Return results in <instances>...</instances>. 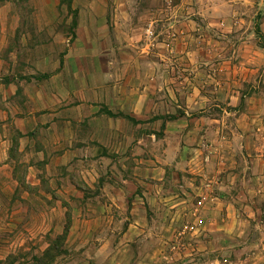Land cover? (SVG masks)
Returning <instances> with one entry per match:
<instances>
[{
  "label": "rangeland",
  "instance_id": "rangeland-1",
  "mask_svg": "<svg viewBox=\"0 0 264 264\" xmlns=\"http://www.w3.org/2000/svg\"><path fill=\"white\" fill-rule=\"evenodd\" d=\"M69 1L0 0V264H91L69 228L86 211L125 210L121 199L86 201L103 182L168 172L181 157L223 165L241 141L236 118L264 114V0ZM204 116L223 121L219 149L201 141L219 126ZM185 174V207L149 245L130 237L132 264H238L263 252L232 247L242 238L209 214L214 174ZM203 194L211 199L191 218ZM188 219L201 223L178 257L170 244Z\"/></svg>",
  "mask_w": 264,
  "mask_h": 264
},
{
  "label": "crops",
  "instance_id": "crops-1",
  "mask_svg": "<svg viewBox=\"0 0 264 264\" xmlns=\"http://www.w3.org/2000/svg\"><path fill=\"white\" fill-rule=\"evenodd\" d=\"M179 5L184 7L183 4ZM174 8L178 7L175 5ZM48 93L56 97L55 91L49 90ZM59 112V117H62L63 110ZM240 115L235 120L236 125L233 130L239 134L241 141L235 144L227 141L233 145L228 150L232 158L230 162H220L223 165L218 164L211 169H204L201 166L195 167L183 163L181 157L180 160L170 163L171 168L169 167L168 172L163 166L144 167L138 169L139 172L135 173L132 180L121 179L122 183L117 180L103 182L101 192L91 193L86 201L97 200L107 204L121 199L125 210L117 214L109 210L94 213L86 211L76 215L78 219L70 226L69 232L79 235V240L72 241L71 247L86 251L88 258H92L87 260L91 264L135 263L137 259H134L135 256L132 253L126 257V254L128 255V252L133 249L132 242L128 241L130 237L135 236L138 242L142 241V244L149 245L147 236L160 233L162 227L170 230L171 219L177 217L180 209L185 207L180 204L188 199L183 180L185 172H197L204 174L203 176L214 174L212 183L208 185L214 188L215 196L213 205L207 203L208 211L213 219L228 225L227 229L231 232L235 229L233 235L242 238L236 240L237 243L231 246L250 249V246L255 243L256 248L264 252V236L256 242L249 239V234L253 235V226L255 229L260 227L264 235V141L254 140L259 137L264 138V114ZM203 118L207 121L219 122V126H214L210 131L206 129L205 136L209 143L201 140L207 147L213 150L219 149L223 140L218 134L223 135L224 127H221L223 121L218 117L204 116ZM61 121L64 122L60 118ZM238 122L245 125V131L240 130L241 125ZM54 126L61 132L64 130V126L58 121ZM188 148L186 145L182 146L179 153L185 154ZM63 155H66V151ZM85 170L93 178L90 173L93 168L87 167ZM86 180L87 184L92 186V182ZM124 181L131 185H125ZM155 227L160 228L155 229ZM217 230L219 231L220 228ZM81 235H84V238ZM263 252L251 258L250 254H246L245 259L240 257L235 261H238V264H264ZM122 255H124L123 258ZM235 263L237 264L233 262Z\"/></svg>",
  "mask_w": 264,
  "mask_h": 264
},
{
  "label": "built area",
  "instance_id": "built-area-1",
  "mask_svg": "<svg viewBox=\"0 0 264 264\" xmlns=\"http://www.w3.org/2000/svg\"><path fill=\"white\" fill-rule=\"evenodd\" d=\"M209 198L211 199L209 194H203L199 197V199L193 202L189 209V216L196 219L199 207H201L202 203H204L205 200ZM199 222L200 221H198V223ZM198 223L192 222L190 219H188L185 220V222L180 227H178L170 244L171 253L176 254L178 257L190 254L188 250L190 239L187 236L190 235L194 230L196 231V227L199 225Z\"/></svg>",
  "mask_w": 264,
  "mask_h": 264
},
{
  "label": "trees",
  "instance_id": "trees-1",
  "mask_svg": "<svg viewBox=\"0 0 264 264\" xmlns=\"http://www.w3.org/2000/svg\"><path fill=\"white\" fill-rule=\"evenodd\" d=\"M68 6L70 7V1L69 0H68ZM73 22L75 23V20ZM260 46L264 49V43L260 44ZM107 114H109L111 116H116L117 115V116H123V117H127L128 118L127 115H124L121 112H118V113L114 114V113H111L110 111H107ZM130 120H132V119L130 118Z\"/></svg>",
  "mask_w": 264,
  "mask_h": 264
}]
</instances>
